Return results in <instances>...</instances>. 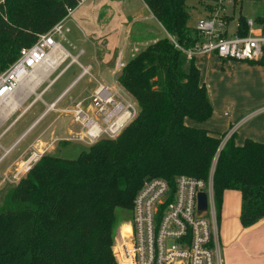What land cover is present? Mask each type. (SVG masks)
Wrapping results in <instances>:
<instances>
[{"label": "trees", "instance_id": "16d2710c", "mask_svg": "<svg viewBox=\"0 0 264 264\" xmlns=\"http://www.w3.org/2000/svg\"><path fill=\"white\" fill-rule=\"evenodd\" d=\"M166 34L133 55L117 81L136 100L133 119L73 158L45 153L0 206V264H117V209L132 207L144 180L186 174L212 182L216 210L225 190L241 194L240 222L264 218V142L214 132L213 108L195 58L174 46L196 36L191 9L202 0H142ZM75 0H0V72L74 6ZM246 32L243 30V33ZM264 64V60L258 61Z\"/></svg>", "mask_w": 264, "mask_h": 264}, {"label": "crops", "instance_id": "0c3cea01", "mask_svg": "<svg viewBox=\"0 0 264 264\" xmlns=\"http://www.w3.org/2000/svg\"><path fill=\"white\" fill-rule=\"evenodd\" d=\"M140 1L142 6L133 3V5L127 4L126 8L122 9L123 17L130 20L125 23L126 28L124 27L128 36L124 38V41L126 40L124 52L118 47L121 41L118 29L112 27L119 13L109 3L98 5L96 17L100 27L95 30L85 25V22L89 21L81 18L84 24L82 23L78 32L76 27L78 28L81 19L69 18L71 14L66 19V25L71 29L66 35L65 43L68 47L61 44V48L70 55L51 59L37 68L30 79L21 83L10 100L0 106V165L3 164L0 170V186L6 179L13 178L16 171L20 170L19 175L28 171L25 170V166L21 168L23 164L31 165L35 162L31 159L34 153L52 154V149L56 151L63 142L70 140L71 135L80 131V126L74 122L70 110L75 103L82 102L84 110L93 114L90 98L96 86L104 84L112 89L119 85L117 81L119 72L115 70L119 56L123 61L127 54L123 61L126 63L140 49L166 34L165 29L146 4ZM140 11L144 13L143 17L139 16ZM150 17L156 20L162 32H157L145 24L147 21L144 20ZM141 20L143 21L139 22ZM68 21L72 24L69 25ZM132 22L134 23L131 25ZM124 29L121 35L124 34ZM71 56L76 58V61L72 60ZM195 64L199 68L200 79L204 84L207 81L206 77L202 79L204 64L210 68L209 71H214L211 65L220 64L221 70L225 71L224 77L229 73L227 69L229 68L231 82L237 89L235 93L222 100V103L231 110L229 114L223 113L226 120H222V115L214 118V124L222 126L216 127L206 120L197 122L190 118H186L189 119L187 124L202 126L214 132H227L232 128V124L239 121L241 126L237 124L233 128L235 130L238 127L234 131L236 143L240 144L245 139L264 142V64L256 61L223 60L214 54L197 56ZM86 66H89L88 72L80 75ZM234 68L236 71L232 74ZM223 79L220 77L219 81ZM212 97V100L216 99L215 95ZM40 106L41 110H39ZM33 108H36L35 115H32L34 117L25 126L15 128ZM46 117L49 119L42 129L18 151L14 158L5 161L12 150ZM3 140L5 142L2 144ZM79 141L87 146L90 145L86 139ZM240 209V192L235 189L225 190L220 209L216 210L219 242L223 246L222 263L264 264V218L243 227L239 218ZM127 228L130 229V223Z\"/></svg>", "mask_w": 264, "mask_h": 264}, {"label": "built area", "instance_id": "2783aa9c", "mask_svg": "<svg viewBox=\"0 0 264 264\" xmlns=\"http://www.w3.org/2000/svg\"><path fill=\"white\" fill-rule=\"evenodd\" d=\"M84 1L75 0L76 4L67 7L58 22L39 34L30 46L22 47L18 57L0 72V106L10 100L37 68L51 59L70 55L61 48L59 40L66 41L71 30L66 19ZM244 2H250L248 6L254 12L260 3L262 12L255 16L242 14ZM200 6V16L193 26L194 42L182 46L170 37L188 59L214 54L223 60H264V0H202ZM124 64L119 56L116 72ZM88 70L89 66L84 67L80 75ZM90 104L93 114L84 110L82 102L75 103L70 110L74 122L80 126V131L71 135L70 140L86 139L92 144L102 137H114L137 112L136 101L120 84L112 89L98 84ZM40 156L34 153L31 159L37 161ZM30 166L26 164L25 170ZM19 173L20 170L16 171L14 176ZM212 173L213 167L207 178L180 174L174 178L173 185L161 177L144 180L133 198L130 229L121 232L120 240L116 239L112 248L117 264H223ZM199 192L207 195V209L200 213Z\"/></svg>", "mask_w": 264, "mask_h": 264}, {"label": "rangeland", "instance_id": "374dc122", "mask_svg": "<svg viewBox=\"0 0 264 264\" xmlns=\"http://www.w3.org/2000/svg\"><path fill=\"white\" fill-rule=\"evenodd\" d=\"M103 3H109L111 6H113L116 11H118L119 15L118 18H116V20L114 21L112 27L118 29L119 35L121 37V41L118 43L119 46L121 47V51H125V43L126 40L124 41L125 37H128L127 34H125V23L129 22L126 18L123 17L122 15V9L126 8L127 4L133 5V3H137L140 4V6H142L141 1L140 0H118V1H110V0H86L84 1V3H82L81 5H79L78 7H76L72 13V15L69 18L72 19H81V18H85L87 21L89 22H85V25H87L91 30H95L98 29L100 27V24L98 25L97 23V17H96V9L98 7V5H103ZM250 5V2H244V5L242 6L241 9V13L244 15H249V16H255L256 14H259L260 12H262L263 6L259 3L258 4V9L256 12L252 11L250 9V7L248 6ZM200 10H201V6L200 3H195V6L191 9V15H190V19H189V24L193 27L197 18L200 16ZM144 12L146 13V11L144 10ZM143 14L140 11V15ZM121 18H120V17ZM130 17L131 14H130ZM143 20L139 21L142 22ZM147 21L145 24H147L149 27H151L153 30L157 31V32H162L160 26L156 23V20L154 18H149L148 20H144ZM69 25H71L72 23L69 22ZM78 24V28L76 27L77 31L79 32V27H82V23H83V19L79 20ZM134 22L131 23V25ZM84 24V23H83ZM135 25V24H134ZM137 25V24H136ZM84 27V25H83ZM110 27V26H109ZM124 29V34L121 35L122 31ZM134 31V29H133ZM59 40V39H58ZM61 42V44H63L64 46L68 47L67 44L65 43V41L63 40H59ZM144 48V47H143ZM128 50V47L126 48V51ZM136 53V52H135ZM127 54H125V57L123 59V61H125ZM197 58V56L195 57ZM202 65V64H201ZM214 71H209L210 68H208V66H206L205 64L202 66L203 69V73H202V79L203 77L205 79H207L206 81V87L207 89H209L207 91L210 103L212 105L213 108V112H212V117L208 118L209 120H206V122H210L213 126H222L219 124H214V118L217 115H222V120H226L223 116V113L226 112V114L230 113V108L229 106H226V104L222 103V100L224 97L229 96L231 93H235L236 92V87L235 84L233 85L231 82V72L230 69H228L229 73L224 77V70H221L220 68V64H214L210 66ZM236 71V69H233L232 74H234ZM214 74V77H213ZM223 77L224 79L220 82L219 78ZM213 95H215L216 99H213ZM134 99V98H133ZM135 100V99H134ZM136 101V100H135ZM216 104H215V102ZM263 101V100H261ZM138 107V105L136 106V108ZM39 110H41V106L39 107ZM36 112V108H33L23 119H21V121L19 123H17L16 127L18 126H25V124H27L34 116H32L33 114L35 115ZM248 116V115H247ZM245 116V118L247 117ZM227 118V117H226ZM49 119V117H46L45 119L42 120V122H40L23 140L20 144L17 145V147H15L12 152L9 154V156L5 159V161H8L12 158H14L16 156V154L18 153V151L21 148H24L28 142L42 129V127L46 124L47 120ZM189 119H185L186 123H188ZM205 122V121H204ZM239 121L232 124V128L229 129L224 138L229 134L231 135L234 131H236L238 129V127L233 130V128L235 126H241L239 125ZM202 127V126H199ZM16 130V129H15ZM223 138V139H224ZM5 141H1V143L3 144ZM87 145H85L82 141L79 140H74L71 139L69 141L63 142V144H61L60 146H58L56 148V151H54V149H52V154L60 156V157H64V158H69V159H73L75 158L80 151L87 149ZM50 151V152H51ZM36 162V161H35ZM34 162V163H35ZM33 163V164H34ZM31 163V165H33ZM3 164L0 165V170L2 168ZM25 166V164L22 165L23 169ZM30 169V168H29ZM28 169V170H29ZM26 172L21 173L18 177L14 176L13 178H8L6 179V181L0 186V206L3 205L4 200L6 199V194L8 193V191L10 190V188L12 186H14L15 184H17V182L25 176ZM117 210V226L115 227L114 230V234H113V242H112V246L114 245V243H116V241L120 240L121 237V232L122 233H126L128 232V224L130 222V217H131V209L130 208H121L118 207L116 208ZM118 239V240H116ZM220 247L222 249V243L220 242ZM222 251V250H221ZM221 256H222V252H221ZM117 262V261H116Z\"/></svg>", "mask_w": 264, "mask_h": 264}, {"label": "water", "instance_id": "95a60500", "mask_svg": "<svg viewBox=\"0 0 264 264\" xmlns=\"http://www.w3.org/2000/svg\"><path fill=\"white\" fill-rule=\"evenodd\" d=\"M207 209V195L205 192H199L197 195V210L203 212Z\"/></svg>", "mask_w": 264, "mask_h": 264}]
</instances>
